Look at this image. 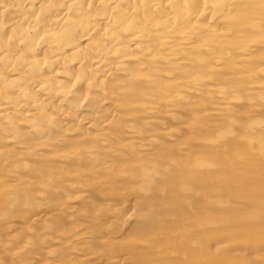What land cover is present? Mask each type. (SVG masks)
Returning <instances> with one entry per match:
<instances>
[{"label": "bare ground", "instance_id": "1", "mask_svg": "<svg viewBox=\"0 0 264 264\" xmlns=\"http://www.w3.org/2000/svg\"><path fill=\"white\" fill-rule=\"evenodd\" d=\"M0 264H264V0H0Z\"/></svg>", "mask_w": 264, "mask_h": 264}, {"label": "rangeland", "instance_id": "2", "mask_svg": "<svg viewBox=\"0 0 264 264\" xmlns=\"http://www.w3.org/2000/svg\"><path fill=\"white\" fill-rule=\"evenodd\" d=\"M262 78V77H261ZM253 86V85H252ZM255 86H253V88H254Z\"/></svg>", "mask_w": 264, "mask_h": 264}]
</instances>
